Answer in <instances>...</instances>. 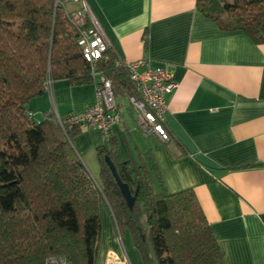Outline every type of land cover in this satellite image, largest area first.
Masks as SVG:
<instances>
[{
  "label": "trees",
  "instance_id": "16d2710c",
  "mask_svg": "<svg viewBox=\"0 0 264 264\" xmlns=\"http://www.w3.org/2000/svg\"><path fill=\"white\" fill-rule=\"evenodd\" d=\"M196 8L220 29L264 43V0H197ZM77 36L65 8L53 0H0V264H45L49 256L67 264H102L104 206L120 231L129 229L143 264H224L191 188L167 191L151 162L156 190L146 163L134 158L118 163L105 145L96 148L95 176L73 146L81 125L63 128L54 113L33 118L31 100L56 80L82 85L104 76L118 109V97L137 96L115 52L108 47L87 61ZM105 155L136 195L132 209Z\"/></svg>",
  "mask_w": 264,
  "mask_h": 264
},
{
  "label": "crops",
  "instance_id": "0c3cea01",
  "mask_svg": "<svg viewBox=\"0 0 264 264\" xmlns=\"http://www.w3.org/2000/svg\"><path fill=\"white\" fill-rule=\"evenodd\" d=\"M85 1L117 63L147 59L166 66L178 86L167 96L168 141L144 135L128 98L118 97L120 121L111 140L80 126L75 149L83 155L105 145L118 163L144 162L159 190L154 162L167 191H194L224 264H264V43L220 29L199 13L197 0ZM95 101V83L61 79L32 99L29 111L40 121L47 113L80 112ZM93 167L97 176L99 163L93 161ZM101 223L103 263L109 250L122 249L107 206Z\"/></svg>",
  "mask_w": 264,
  "mask_h": 264
},
{
  "label": "built area",
  "instance_id": "2783aa9c",
  "mask_svg": "<svg viewBox=\"0 0 264 264\" xmlns=\"http://www.w3.org/2000/svg\"><path fill=\"white\" fill-rule=\"evenodd\" d=\"M53 2L55 6L61 5L65 8L68 20L78 31L77 42L87 61L99 57L106 51L109 41L85 0H53ZM69 3H77L78 7L70 9L67 7ZM118 64L128 71L137 90V96L128 98L134 110L137 126L144 135H157L161 140L168 141L169 133L164 124L167 96L178 86L171 71L166 66H154L147 59L120 61ZM95 90L94 104L63 119L58 116V122L63 128L81 125L96 128L105 137L111 134L113 125L120 121V112L111 81L99 76ZM118 240H122L121 235ZM45 264H67V261L63 257L49 256ZM102 264H131V262L123 251L117 253L109 250Z\"/></svg>",
  "mask_w": 264,
  "mask_h": 264
},
{
  "label": "rangeland",
  "instance_id": "374dc122",
  "mask_svg": "<svg viewBox=\"0 0 264 264\" xmlns=\"http://www.w3.org/2000/svg\"><path fill=\"white\" fill-rule=\"evenodd\" d=\"M67 7H70L69 4L67 5ZM95 154L93 151L92 152H87L85 154H83V160L88 168V170L90 171L91 174L95 175V171H94V167H93V161L98 163V159H96ZM95 157V158H94ZM96 176V175H95ZM118 227H116V232H117V238L119 239V235H121L122 240L119 241V245L123 251L124 254L127 255V257L129 258L131 264H143L142 262V258L140 256V252L138 250V248L135 246L132 236L130 234V231L128 228L124 227L121 231L119 229H117ZM147 234V233H146ZM102 235V232H101ZM103 239V235L101 236L100 239V244L101 241ZM145 245L147 246V249L149 251V253L151 252V247H150V242L148 239V236L146 235L145 237Z\"/></svg>",
  "mask_w": 264,
  "mask_h": 264
},
{
  "label": "water",
  "instance_id": "95a60500",
  "mask_svg": "<svg viewBox=\"0 0 264 264\" xmlns=\"http://www.w3.org/2000/svg\"><path fill=\"white\" fill-rule=\"evenodd\" d=\"M105 161L108 165V167L110 168L111 170V173L113 175V177L115 178V181L120 189V192L126 202V205L128 206L129 209H132L133 208V205H134V202H135V197L136 195L135 194H132L131 191H130V188L128 186L127 183L123 182L117 171H116V168H115V165L114 163L112 162V160L110 159V157L108 155H105Z\"/></svg>",
  "mask_w": 264,
  "mask_h": 264
}]
</instances>
